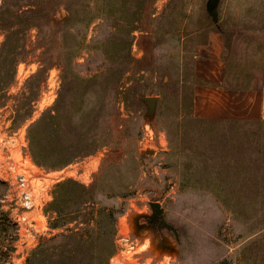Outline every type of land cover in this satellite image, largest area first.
<instances>
[{
	"label": "rangeland",
	"instance_id": "1",
	"mask_svg": "<svg viewBox=\"0 0 264 264\" xmlns=\"http://www.w3.org/2000/svg\"><path fill=\"white\" fill-rule=\"evenodd\" d=\"M208 1H85L92 23L87 29L73 26L74 33L81 29V36L86 35L74 62L80 75L90 78L104 71L107 61L99 45L112 35L121 42L128 27H139L132 33V51L143 70L134 81L126 80L124 90L133 88L139 96L134 100L130 92L121 100L122 120L109 117L110 106L102 112L106 118L101 119V132L118 125L113 147L63 169L49 171L34 162L28 130L62 98L64 70L51 69L31 119L17 123V100L26 81L39 70L34 55L20 63L8 91L10 99L0 106V264H27L43 238L67 232L66 227L54 229L46 211L56 186L69 179L93 184L109 158L127 165L134 161L136 166L126 198L98 195V208H108L116 218L118 251L110 264H264V122L200 128L194 109L200 86L195 71L198 50L210 27L260 25L262 0H219L216 21L208 12ZM136 10L142 20L128 26L125 22ZM67 15L62 11L58 17ZM37 34L36 29L29 32V50L37 44ZM5 38L6 32L0 31V48ZM103 96L102 90L91 92L88 106L99 108ZM143 98L158 100L150 109ZM210 130H221L225 138L220 133L217 139L210 137ZM115 147L118 153L112 154ZM24 173L35 178L38 208L31 211L19 201L17 179ZM151 203L161 204L166 225L159 220L158 228L153 224L140 229L136 220L155 214ZM19 215L35 219L38 225L19 222Z\"/></svg>",
	"mask_w": 264,
	"mask_h": 264
},
{
	"label": "trees",
	"instance_id": "2",
	"mask_svg": "<svg viewBox=\"0 0 264 264\" xmlns=\"http://www.w3.org/2000/svg\"><path fill=\"white\" fill-rule=\"evenodd\" d=\"M1 1L0 31L6 32V38L0 48V106L10 99L8 91L15 83L18 67L20 63L27 62L29 56L37 58L39 70L26 81L17 100L14 116L17 123L31 119L51 69L58 66L64 70L62 98L28 130L29 152L34 162L46 170L55 171L104 147H113L112 136L118 125H111L101 132V119L106 118L102 112L110 106L109 117L122 120L121 100L126 99L130 92L134 100L139 96L133 88L124 90L126 80L127 83L134 81L143 70L142 61L135 59L132 51V33L139 27L125 29L121 42L117 41L116 35H112L101 43L98 48L105 56L107 67L85 78L76 70L74 62L83 51L86 35L81 36V29L74 33L73 26L80 25L87 29L92 23L93 19L88 20L86 0ZM62 11L68 15L59 18ZM136 11L127 18L125 23L128 26L136 21L139 24L142 20V13ZM108 14L113 18L112 12ZM32 29L37 30L38 41L33 50H29L27 40ZM96 89L104 92L102 106L89 107L87 98ZM196 122L200 128L203 125L217 127L221 124L216 120L198 119ZM223 127L228 126L223 124ZM220 131L212 133L210 130V137L214 135L217 139L218 133L224 135ZM127 132L128 129L125 134ZM239 147L243 146L240 144ZM117 153L115 147L112 154ZM129 163L127 165L121 160L117 162L115 158H109L102 165L100 175L89 186L74 179L58 184L54 200L46 211L53 219V228L66 227L67 232L43 238L27 264H110V259L118 251L116 218L108 208H98V195L128 196L127 191L134 182L136 172L134 161ZM72 224L77 226L69 228L68 225Z\"/></svg>",
	"mask_w": 264,
	"mask_h": 264
},
{
	"label": "crops",
	"instance_id": "3",
	"mask_svg": "<svg viewBox=\"0 0 264 264\" xmlns=\"http://www.w3.org/2000/svg\"><path fill=\"white\" fill-rule=\"evenodd\" d=\"M198 51L195 71L200 86L194 95L198 119L234 124V128L264 122V0L260 25L210 27Z\"/></svg>",
	"mask_w": 264,
	"mask_h": 264
},
{
	"label": "built area",
	"instance_id": "4",
	"mask_svg": "<svg viewBox=\"0 0 264 264\" xmlns=\"http://www.w3.org/2000/svg\"><path fill=\"white\" fill-rule=\"evenodd\" d=\"M19 176L20 177L17 179L19 189V201L22 203V207L24 209L29 211L34 210V208H36L37 206V197L36 190L34 185L32 184V181L35 180V178H33L32 180V178H29L26 173L20 174ZM40 215L43 216V214ZM18 220L19 222L27 224L30 222L33 227L38 225V222L35 219L28 218L26 215H19ZM124 240L129 241L128 239Z\"/></svg>",
	"mask_w": 264,
	"mask_h": 264
},
{
	"label": "water",
	"instance_id": "5",
	"mask_svg": "<svg viewBox=\"0 0 264 264\" xmlns=\"http://www.w3.org/2000/svg\"><path fill=\"white\" fill-rule=\"evenodd\" d=\"M218 3H219V0H209L208 4H207L208 12L211 16H213V19L215 21L218 18V10H217ZM157 100H158L157 98H143V101L146 102V104L148 105V107H150V109L154 108V105L156 104ZM152 153L153 152H147V154H152ZM151 207L155 211V214L152 217V221H154L158 217H160L162 220V223L166 225L161 204L160 203H151ZM142 217H144V216L139 217L136 221H138Z\"/></svg>",
	"mask_w": 264,
	"mask_h": 264
},
{
	"label": "flooded vegetation",
	"instance_id": "6",
	"mask_svg": "<svg viewBox=\"0 0 264 264\" xmlns=\"http://www.w3.org/2000/svg\"><path fill=\"white\" fill-rule=\"evenodd\" d=\"M154 216V215H153ZM159 220H161L160 217H158L156 220L152 221V217L150 218H146V217H142L140 218L138 221H137V224L138 226L140 227V229L142 228H148L149 226L153 225V224H156L157 228L158 226L160 225L159 223ZM162 221V220H161ZM162 223V222H161Z\"/></svg>",
	"mask_w": 264,
	"mask_h": 264
}]
</instances>
